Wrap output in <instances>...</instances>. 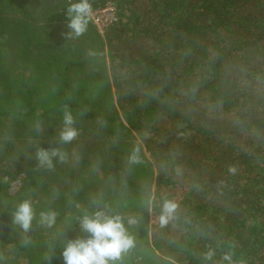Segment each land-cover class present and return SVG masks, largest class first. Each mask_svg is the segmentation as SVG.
Segmentation results:
<instances>
[{"label":"trees","instance_id":"16d2710c","mask_svg":"<svg viewBox=\"0 0 264 264\" xmlns=\"http://www.w3.org/2000/svg\"><path fill=\"white\" fill-rule=\"evenodd\" d=\"M7 1L0 0V190L5 176L15 180L25 172V189L52 196V210L47 202L48 209L40 207L56 214L52 226L45 222L50 235L91 215L92 204L117 208L114 216L138 205L148 212L147 195L124 199L109 177L116 166L102 165L97 154L91 163L66 145L64 162L56 157L51 169L36 165L43 147L32 146L45 138L44 129L63 130L67 108L85 129L101 125L106 137L98 148L107 149L121 131L139 135L167 194L156 193V224H126L135 242L127 253L137 252L141 264H229L225 255L231 264H264V0H90L93 9L122 4L124 15L106 30L104 43L111 59L134 68L100 90L93 82L76 87L78 77L68 81L70 67L62 61L72 53L44 35L49 25L69 22L67 8L77 0H40L39 17L30 23L14 20ZM112 107L121 115L113 117ZM14 144L21 148L17 157ZM76 187V199L67 201ZM90 190L96 199L79 204ZM167 196L178 207L161 226ZM9 204L3 225L16 212ZM45 241L9 239L13 247L7 252L6 243L0 252L10 264H62L54 241ZM210 250L212 260L204 259Z\"/></svg>","mask_w":264,"mask_h":264},{"label":"rangeland","instance_id":"374dc122","mask_svg":"<svg viewBox=\"0 0 264 264\" xmlns=\"http://www.w3.org/2000/svg\"><path fill=\"white\" fill-rule=\"evenodd\" d=\"M39 1L40 0H8L4 7L8 11V13L11 14L14 20H17V18L19 17L23 19V21L30 23L32 22L31 16L39 17ZM93 1L96 2L98 0ZM108 3H115L118 6V14L120 18L121 15H124L121 3L107 1L102 7H104ZM102 7L93 9V13ZM67 24L68 23L66 22L53 23L46 27L47 29H45L44 35L46 36V39H49L55 47H61V45H65L67 51L69 53H72V56L69 60L65 61V59H63L62 64L63 67H70L66 76V79L68 81H70L74 77H78L80 79L78 83H76V87L82 86L84 83L90 84L93 82L96 85L93 90H100L102 88L101 86L105 85V82L107 80L113 82V78L115 76L128 75L133 72L134 68L129 64L117 59L110 58L103 37L106 31L104 33L101 32L100 29H98V27L94 24L93 19L89 23L87 32L83 36L78 38L74 36L69 38L67 33L70 30L68 29ZM63 55L66 57V55L68 54L63 53ZM77 59L79 60L77 61ZM17 78L19 81L18 76ZM15 97L19 103H23V98L21 96ZM50 101L51 100L49 99L42 98L43 104ZM19 105L20 104H16L12 106V108H16ZM114 109L113 107L111 108L113 117H118V115H121L116 107H114ZM59 125L60 128L63 129L61 127V125H64L63 121ZM85 126L86 123H84L81 118H75L74 127L78 130L79 135L74 141L67 144L60 142L59 136L61 132L54 133L53 130L50 131L44 129L42 133H44L45 138L32 147H43L42 149L49 151L52 149H59L61 152H65V150L71 147L74 150H77L78 153H81L80 156L85 155L87 157L89 155L91 163H93V161L95 160V158H93L95 154H97L99 157H102V165L111 163L116 166V169L112 172V176L109 177H111L112 180L117 185H119L118 187H120V193H126L122 196L124 199H137L139 198L138 196L142 195V192H144V194H146L148 197L149 210L147 213H145L142 208H140L141 206L138 205L136 206V210H134V212H128L126 214L119 215L124 219L125 226H136L139 224V222L143 225H145V223L147 222H149L150 225L156 224L158 221V216L155 210V197L158 191L164 193V190H161L157 185L155 170L152 166L150 156L146 152L145 147L142 143V138L132 131H121L115 136L113 140L111 139L106 146H103L108 147L107 149L98 148V140L104 142V137H106L105 134H102V137L100 136L101 125H98L96 129L94 128V126L89 129H85ZM21 132L22 131H19V133ZM66 145H69L67 146V149ZM134 148H139L140 162L131 164L129 162V157L132 154ZM13 150L15 151V157H17L21 153V148L16 146V144H14ZM9 151L10 153H8ZM11 151L12 150L8 149L7 153L11 154ZM27 155L32 159L31 152H28ZM55 158L56 157H54L53 160ZM36 165H39V162L37 160ZM26 177L27 174L25 172H22L15 180H10L9 176L4 177L5 183L7 184L5 185V190H0L1 221L5 220L3 217V210L8 206L9 203V206L12 207V210L17 211L19 205L22 202L29 201L34 210V219H40L41 212H47L41 211L40 208L45 206V202H47L48 206L52 210L53 206L50 202V200H52V196H46L45 194L35 195L31 192V190L25 189L24 186ZM80 189L81 188L76 187V191L71 192V196L67 201L76 199L79 191H81ZM150 190L151 195H149ZM96 193L97 192L95 190H90L89 193L85 196L84 200L79 201V204L83 202L88 203L92 198L93 200H95ZM166 199L169 200L168 196L166 197ZM91 206L94 208L93 213H95L96 211H103L108 216H114L113 210L117 211V208L115 207L113 210L111 209L112 211H106V209L101 204H92ZM44 208L48 209L47 206H45ZM68 215H70V213H68ZM14 216L15 214L12 213L10 216V220L8 221L11 224H6L3 222V225L2 223H0L1 247H3L9 239H12L14 241L21 240L25 243L33 242V245L35 246L46 242L45 240L48 239L50 241H54V243L51 244H56L55 247H57L61 251V261L63 262L62 264H64L62 252L66 244L70 240L88 237V234L81 232L79 221L80 218H77L75 222L69 220L66 224V227L54 229L53 234L50 235L47 232L49 228L45 226L44 221L41 220V222L39 221L40 223L38 222L37 224H34L32 222L30 230L25 232L19 224L14 222ZM129 220H133L134 223L129 224ZM10 247H13V243H7L5 250L8 252ZM137 254V252L126 253L122 256L119 263L141 264L140 255ZM7 256V254H3L2 252H0V264H10V262H7ZM22 264L28 263L26 261H22Z\"/></svg>","mask_w":264,"mask_h":264},{"label":"clouds","instance_id":"9594fccd","mask_svg":"<svg viewBox=\"0 0 264 264\" xmlns=\"http://www.w3.org/2000/svg\"><path fill=\"white\" fill-rule=\"evenodd\" d=\"M93 6L90 0H77L67 8L68 24L70 30L67 35L71 37H81L87 30L89 23L93 18ZM64 128L60 133L59 139L61 143H71L79 133L74 127L75 119L70 110L64 109L63 114ZM59 157L60 162H64L66 155L59 149L44 150L39 149L36 153V159L39 167L53 168V158ZM131 164L140 162L139 148H134L129 157ZM229 171L235 173L236 169L230 167ZM177 204L170 200H165L160 216L161 226H166L169 219L173 216L177 209ZM42 221L48 226L55 223L56 214L54 212L41 213ZM34 219V210L29 201L22 202L14 216V222L19 224L21 228L27 232L32 226ZM129 224L134 223L133 220L128 221ZM81 232L88 234L87 238H77L70 240L63 252L62 257L64 264H117L123 254L127 253L134 247V240L128 234L124 219L119 216H108L103 211H96L92 215L85 214L80 219ZM213 251L204 254V259L212 260ZM225 261L231 264V255L223 257Z\"/></svg>","mask_w":264,"mask_h":264},{"label":"built area","instance_id":"2783aa9c","mask_svg":"<svg viewBox=\"0 0 264 264\" xmlns=\"http://www.w3.org/2000/svg\"><path fill=\"white\" fill-rule=\"evenodd\" d=\"M92 19L98 29L104 33L107 29L119 23L118 6L115 3H108L104 7L96 10Z\"/></svg>","mask_w":264,"mask_h":264}]
</instances>
